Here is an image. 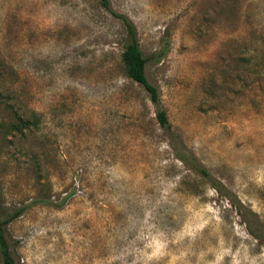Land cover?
Wrapping results in <instances>:
<instances>
[{"label": "rangeland", "instance_id": "rangeland-1", "mask_svg": "<svg viewBox=\"0 0 264 264\" xmlns=\"http://www.w3.org/2000/svg\"><path fill=\"white\" fill-rule=\"evenodd\" d=\"M110 3L0 0V215L16 264H264V0ZM120 14L169 131L128 75Z\"/></svg>", "mask_w": 264, "mask_h": 264}, {"label": "trees", "instance_id": "trees-1", "mask_svg": "<svg viewBox=\"0 0 264 264\" xmlns=\"http://www.w3.org/2000/svg\"><path fill=\"white\" fill-rule=\"evenodd\" d=\"M100 3L104 8L109 10L111 9L110 0H100ZM119 17L121 18L126 31L131 38V41L126 45L122 56L128 75L134 81L141 84L148 92L152 102L157 105V119L160 125L169 131L171 129V123L166 109L161 106V94L159 87L152 83L147 76L149 58L144 55L140 47L136 26L126 15L120 14ZM178 158L187 163L200 177L210 181L219 193L228 196L227 192L223 190L221 183L217 182L211 176L209 170L196 157L179 152ZM13 218V216L3 218L0 215V264H16L15 258L10 250V243L6 234L7 225L13 220Z\"/></svg>", "mask_w": 264, "mask_h": 264}]
</instances>
